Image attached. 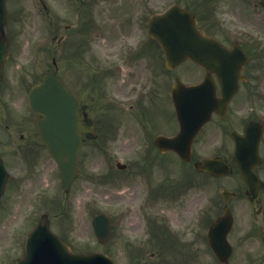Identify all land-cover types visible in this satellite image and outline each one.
Wrapping results in <instances>:
<instances>
[{
	"label": "rangeland",
	"instance_id": "obj_1",
	"mask_svg": "<svg viewBox=\"0 0 264 264\" xmlns=\"http://www.w3.org/2000/svg\"><path fill=\"white\" fill-rule=\"evenodd\" d=\"M71 1L75 3L76 0H19V9L13 7V17L10 18L9 23L11 35L13 36V56L9 62V67L11 64L10 68L15 71V75L17 71L19 72L22 69H24L22 72L26 71V61L31 60L32 57L29 49L33 39L37 42H45L50 39L53 42L55 37L59 38L63 34V26L70 22L68 19L63 20L62 16L66 12L72 13L71 8L73 6L71 5L73 3ZM194 1L182 0L184 5H193ZM223 2L225 4L221 5L223 6L222 8L220 6L221 10L218 5L215 4L213 6V10L214 7L218 9L215 11L218 15L215 16H217L219 21L207 16V11L209 12L210 9L206 10L203 6L198 7L201 10V27L203 29L207 28L209 33L222 36L220 25H223V23L229 24L233 21L235 23L240 21V23L254 29H260L264 26V9L261 6L258 9L255 8L254 2H257V0H223ZM172 3V0H146L142 5L145 4L146 12L149 13L153 12L154 9L157 12H162L170 7ZM121 7H123L122 17L128 20L130 25V31L129 27H127L126 32L121 35L129 36L132 25L137 20V14L130 10L129 0H87L84 11L86 12V18L87 15L89 16V22L92 21L91 25L96 26L98 22H106L109 26H113L111 21ZM224 9L229 11L227 18L224 15L226 12L223 11ZM72 19L74 20V18ZM50 22L54 25L51 33H49L48 29V23ZM109 26L108 28L110 29ZM92 31L93 38L88 49L86 46L81 49L83 42L79 35L76 36L74 41L68 40L65 43L66 45H62L59 49V43L55 39V42L42 52L39 58L38 70L35 71L36 75L39 76L44 70L52 68V59L55 57L57 59L61 58L62 63L65 64L61 66L62 74H64L63 70L66 69L67 73L74 79L78 77L76 66H78V69L81 68L80 71L84 81L86 76L88 79L90 78L88 76L90 74L106 77L107 75L102 72L101 67H95L103 62L101 53L104 54V52L94 43L98 42L102 47L104 45L98 37H95L94 28ZM118 34L117 30H114L112 34L108 30V37L111 35L112 44L118 41L120 35ZM155 56H157V50L152 45L150 46V52L145 51L139 60L130 61L123 70H112L114 74L109 78H104L105 82L103 83L105 86L103 92L95 91L98 95L96 98L90 96L94 91L91 85L85 86V84L84 88L82 85L80 87V83H78L73 86L74 88H80L79 92L80 90L81 92L78 93L81 94L87 104L90 116L95 122L98 121L100 138L97 142L87 143L84 148L80 179L74 187L65 215L59 213L58 207L53 209V205L55 206L59 201L61 202V181L56 177V164L49 162L44 153L40 152L38 154L35 151L36 147L33 142L37 140V137L33 130V123L30 124V128L23 132L24 138H21L12 127L14 116L25 111L22 89L14 86L12 89L8 87L13 85V80H15V77L10 73L8 80H6L7 82L4 85L0 84L2 85L0 98L4 101L3 104H0V133L7 141L15 139L19 142L13 143L9 148L6 147L8 152L7 159H9V163H12L11 169L16 175L26 177V181L22 186L17 187L15 185L13 187V190L5 199L3 211L0 215V264H9L22 255L24 238L31 227L38 221L41 213L46 211L41 208L44 204L50 205L48 209L51 212L52 229L75 252H104L113 257L118 264H152L153 260L135 252L129 253L127 248L129 244H133L131 243L133 240L141 239L148 234L147 221L153 220L158 223L161 216L166 217L168 223L173 227L181 228L183 226L186 229V238L188 239L190 236L189 229L196 227L195 219L199 214L203 213L204 216L205 214L211 215L215 214L214 211L220 212L222 210L224 203L221 191L224 188L238 192V197L229 202L230 210L236 221L232 241L236 245L237 253L233 264H246L244 261L245 256L253 253L254 249H263L259 230L257 231L258 238L243 241L242 235L252 226L251 215L253 207L244 198L245 187L237 175L231 178H209L210 180L206 179L207 181L204 182L201 180V176L191 172L189 167H181L176 157L168 155L163 158L157 153H155L157 157H152L157 160L154 164V167L157 168L146 173L143 179H138V177L133 175L136 171V166L131 167L135 169L134 172L127 171L122 173L116 171V160L122 159L123 162L128 163V158H131L129 162L133 164L138 157L139 162H143L144 158H146L145 156L141 157L144 152L142 149V138L144 139L143 135L146 131L149 134L151 133L152 127L144 129L140 123L141 115L139 113L143 105L147 103L145 105L146 113L149 112L153 115L157 111L160 112L159 120L157 119L154 125V127L158 126L157 130H160L158 132H161V130L173 132L171 129H173L174 125L172 126V118L169 114V111L172 112L173 108L167 105V96L164 91L165 93L168 91L169 86L178 75H182L181 77L184 79H193L202 74L199 69L191 65H185L178 69L177 72H163V59L161 64V60L157 61ZM24 60H26L25 63H23ZM258 74L264 80V67L258 70ZM31 79L32 75H27V80L31 81ZM154 79L157 81L155 85ZM160 84H165L166 87L163 86L161 88ZM141 86L145 88V92L149 90V94L144 97L145 101L142 108H140L141 104L134 108L127 107V104L123 108L111 105L115 98H119L118 96L115 97V95L131 96L137 93L136 90ZM4 89H8L6 94H4ZM255 92V88L248 86L243 88L242 94L235 100L233 108H239L241 105L240 99H243L246 95L250 96L252 101H254L252 104L249 103V106H258L255 101L264 104V86L259 90L263 94V99H254ZM160 95L162 104L161 102V105L155 104V101L159 100ZM164 104H166V107ZM164 107L168 109V114ZM235 109H232L226 122H218V126L213 124L207 128L208 130L206 129L207 131L205 130L206 132L203 136L201 135L196 145L198 153L206 152L202 153V155L211 154L210 139L214 135L213 129L225 126L227 131L228 126L232 124V120H235ZM147 115L149 114L147 113ZM220 132V134L218 132L215 139L225 140L226 132ZM22 143L26 146H21ZM27 152L30 155H23V153ZM202 155L200 156L201 158L204 157ZM26 156L27 158H25ZM30 158L32 159L31 162H34L33 165L30 164ZM159 162H162V171L158 169L160 167ZM183 169H185L191 179H194L193 186L195 189L190 190L187 194L177 195L176 193L173 199L166 198L153 204L151 199L153 197L150 193L152 187H159L158 183L162 181H181L186 175ZM141 170H143V167ZM263 170H261L262 176H264ZM111 171L114 172L117 178L112 185H107L106 183V185L99 187L100 185H95L87 179L88 175L100 174L103 176ZM55 197L58 198L57 203L55 202ZM97 212L107 214L112 218V237L110 241L103 245L97 242L91 226L92 217ZM261 215H264V213ZM203 224L204 222L198 227L200 226L203 229ZM194 236H197L195 231ZM199 254L201 257L199 260L198 258L194 259L193 264L200 262L201 264H214L217 262L212 252L207 248L201 249ZM181 256V254L175 252L174 256H172V261L174 262L170 264H176V260L181 259ZM163 264L169 263L163 262Z\"/></svg>",
	"mask_w": 264,
	"mask_h": 264
},
{
	"label": "water",
	"instance_id": "obj_2",
	"mask_svg": "<svg viewBox=\"0 0 264 264\" xmlns=\"http://www.w3.org/2000/svg\"><path fill=\"white\" fill-rule=\"evenodd\" d=\"M0 4L3 5L4 0H0ZM167 20H174L176 23L184 20L183 22L188 24L190 29L187 30L180 28L177 33V40L169 42L170 36H174L175 34L172 33L170 34V36H165L163 35V29L165 27H168V29L173 28L171 29V31H177V28L175 27L176 23H173L172 25H165L167 24ZM159 23H162L161 28L159 29V34H161V40L167 47L170 48L172 44L175 46L177 45L178 53L179 51H182L180 53L188 54L193 58H195L194 55H196L195 51H197V53L199 54L203 53L201 52L202 48H204L203 46L196 47L194 49L195 51L192 52L191 50L187 49L188 46L193 47V35H195L197 37L196 39H199L201 42L208 43L204 39L199 38L198 33L194 29L193 18L190 15L181 13L178 8H175L173 11L164 15V17L157 19L156 24ZM2 27V24H0V28ZM4 55L5 50L1 44L0 72L1 64L4 60ZM201 59L207 61L212 60L211 56H209L208 54H206L205 56H199L198 60ZM169 60H171L170 57ZM214 62L220 67V62L218 63L216 58H214ZM49 85H55V88L50 93L47 91ZM62 90L64 89H62L60 85L48 81L46 77L43 85L35 87L33 89L31 100L33 110L43 116V119L38 123L39 134L42 140L46 143L49 151L59 161L64 182L66 184V187H69L76 169L77 158L80 151L81 137L79 135V132L81 129L85 132H88V129L86 128L85 123H81L78 119L80 107L79 103L76 101V103H73V105L70 106V102L64 103L62 99H59ZM232 92L233 90L227 94V101ZM216 106L217 105L215 104L211 105L210 112H212ZM205 119H209L208 114L206 115ZM187 134L188 133H182L181 136L175 141V143L168 147L177 149V146H179L180 148L186 149L188 145L190 146L193 138V135L187 136ZM253 153L254 152L247 153L245 154V156L247 158H253ZM180 154L184 159H188L189 153L181 152ZM246 172L247 170H244V173ZM245 177L247 183L252 187V177L247 174L245 175ZM4 184L5 178H3L2 189ZM102 222L96 226V232L100 238H106L108 236L106 219L103 218ZM38 229L40 230L39 233H37V230L36 233L32 235L36 237H33L31 241L27 242V259L18 262L17 264H112L105 257L97 258L74 255L64 243H62L55 236L49 233L48 223L45 220ZM39 235L42 237H46V240H44L42 237H37Z\"/></svg>",
	"mask_w": 264,
	"mask_h": 264
}]
</instances>
